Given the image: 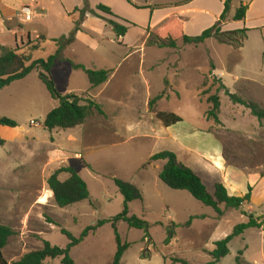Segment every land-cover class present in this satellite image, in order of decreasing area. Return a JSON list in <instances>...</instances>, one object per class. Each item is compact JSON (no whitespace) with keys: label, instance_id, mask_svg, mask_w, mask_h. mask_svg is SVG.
Masks as SVG:
<instances>
[{"label":"rangeland","instance_id":"374dc122","mask_svg":"<svg viewBox=\"0 0 264 264\" xmlns=\"http://www.w3.org/2000/svg\"><path fill=\"white\" fill-rule=\"evenodd\" d=\"M180 1L185 0H88V7L102 4L130 22H142L143 15L137 5L147 3L152 9H161V16L169 9L167 5ZM238 1H232L228 20L235 11L232 10L233 4ZM26 3L29 4V1L12 2V9L19 11L14 20L21 28L30 24L23 23L20 17L21 7ZM82 5L84 7V2ZM196 6L203 9L206 15L199 12L191 18L188 31L194 37L200 34L203 27L209 29L214 25L211 24L213 15L218 13L220 3L218 0H201ZM56 17L59 18L58 15ZM102 18L131 28L126 39L130 45L142 38L129 25L132 23L107 15ZM54 23L65 26L66 21L63 19ZM233 27L232 24L227 25L226 32ZM177 35L178 32L174 31L171 34L172 37ZM41 36L44 37L43 34ZM247 38L241 47L243 49L222 44L216 39L198 46L184 45L182 37L176 40L175 49H168L160 48L157 43L163 40L150 33L149 37L138 42L135 53L128 56L129 50L119 46L109 26L95 36L98 47H92L90 41L76 40L73 46L65 49L64 59L82 64L87 69H116L107 87L113 90L117 86L118 91L109 93L104 102V94L98 96L96 88L91 89L84 72L60 61L51 72L58 93L63 96L78 94L76 96L83 100L103 103L107 111L119 109L130 118L136 115L135 120L139 124L143 121L131 133L128 132L127 118L117 131L112 125H103L102 121L110 122L109 117L104 118L105 115L95 111L77 131H74L77 128L46 131L43 128L45 117L59 106V102L51 98L39 79L38 70L3 89L0 92V119L8 118L17 123L16 128H0V137L6 141L0 147V223L14 231L4 249L8 264H15L26 254L42 249L44 242L66 249L69 240L61 233L62 230L79 238L87 227L97 221L122 213L124 197L119 193L115 179L142 189L145 201L130 204V215L143 219L149 225L148 230L142 231L132 229L123 222L118 224L122 242L130 244L121 264H183V261L208 264L212 258L205 253L212 239L227 237L237 225L246 223L242 211H247L255 219L263 217L264 121H258L249 109L229 100L220 83L212 77L220 78L232 94L245 101L256 102L264 109L262 44L258 33ZM11 40L8 39V42ZM26 46L17 48L30 53L31 47ZM44 48L31 53L32 60L47 59L56 51L55 44L48 43ZM133 64L139 66L138 69ZM212 65L215 70L211 69ZM140 67H143V72H140ZM211 72L213 75H210ZM98 89L103 90V85ZM211 95L220 97L221 125L206 117L210 107L207 98ZM159 96L160 100L154 109H149L148 116V100ZM158 112L174 113L183 122L170 129L162 123L154 126ZM196 130L199 134L194 133ZM172 134H181L180 137L192 135L188 138L202 152L209 154L197 157L179 150L171 140ZM163 151L178 155L179 161L202 179L212 195L215 185L224 180H234L248 193L245 180L248 178L253 183L250 187L255 200L245 204L241 210H226L222 206L227 214L225 218L215 220L217 216L212 208L204 206L186 191H172L163 184L158 174L160 164L147 165L152 155ZM221 157L224 163L219 160ZM72 165L87 183L90 199L61 209L56 206L47 180L56 170ZM67 178L64 173L60 175L61 181ZM159 188H166L172 193L157 196ZM244 189L240 191L244 193ZM165 204L173 210H167ZM187 222H190L189 226H186ZM173 224L177 226L176 241L171 247H166V229ZM229 245L230 254L218 264H237L239 251L245 247L244 258L248 263L264 264V225L263 230H250L245 241L237 237ZM116 250L114 230L107 224L74 247L70 256L75 264H112ZM43 264H61V259H49Z\"/></svg>","mask_w":264,"mask_h":264},{"label":"trees","instance_id":"16d2710c","mask_svg":"<svg viewBox=\"0 0 264 264\" xmlns=\"http://www.w3.org/2000/svg\"><path fill=\"white\" fill-rule=\"evenodd\" d=\"M233 0H227L224 3V10L219 20L211 28L205 30L201 35L195 37H189L184 35L182 22L176 16H169L155 25L150 33L161 38L163 42L157 43L161 48L175 49L177 47L176 40L182 37L184 45L198 46L204 44L206 41L216 39L218 42L226 45H230L236 48H241L243 42L247 38L248 30H236L223 32L220 26L228 21V14L231 12V3ZM129 2V1H128ZM143 9V8H137ZM144 9H151L150 7ZM248 7L241 4L236 8L232 20L240 22L245 20ZM96 11L107 15L116 20H122L116 16L110 7L99 4L96 7ZM75 12L80 13V19L75 23V27L72 32L67 36H62L59 39L51 40L56 45V52L49 56L47 59L32 60L31 53L41 49L42 43L46 42V38L40 36L36 42L29 41L27 45L31 47L30 53L22 52L23 50L10 49L0 46V92L9 87L16 81H22L26 79L34 70H38L39 79L46 87L51 98L59 102V106L49 112L45 117L43 128L46 131L52 132L54 130H72L85 124L87 119L97 112L100 115H104L101 106L91 99L83 100L82 98L69 94L61 95L55 88L54 81L51 77V72L60 61H66L71 64L72 68L76 71H82L86 74L91 88H98L106 84L112 71L106 70H92L87 69L82 64H75L69 59L63 58L65 49L75 43L76 35L82 30V24L87 14L100 18L106 22V24L112 27L115 33L116 39L119 40L126 36L129 28L125 25L113 20H105L99 16L95 11L90 10L88 7V0H84V8L82 10L76 9ZM135 26L134 24H129ZM178 32L176 37H172V32ZM27 46H25L26 48ZM26 50V49H24ZM212 70H215L214 65L211 66ZM210 75H213L211 72ZM215 81H218L221 88L225 91V95L235 105L244 106L250 110V113L258 121H264V109L253 101H245L238 95L232 94L229 89L223 84L220 78L212 76ZM160 96L149 102V108L154 109V105ZM207 104L210 106L206 117L208 120L214 121L215 124L221 125L219 119L221 100L218 95H211L207 98ZM157 118L164 124L165 127H171L178 123H181L183 119L174 114L166 112H158ZM1 127L16 128L17 123L8 118L0 119ZM6 141L0 137V147H3ZM158 161H166L159 178L169 189L174 191H186L195 200L201 202L204 206L212 208L218 217L223 215L222 206L226 210H241L245 204L251 201V187L248 189V193L243 197H233L228 194L225 186L220 183L215 185L214 194L208 192L202 179L189 167L181 163L177 156L170 151H163L153 155L147 165ZM68 175V178L64 181L60 180L61 174ZM114 183L119 190V193L124 197V208L122 213L108 219L100 220L93 226L87 227L79 238L74 237L66 230H62L61 233L69 240V244L66 249H62L56 246H52L49 242H44L42 249L31 252L23 256L15 264H43L46 260L61 259V264H75L74 260L70 256L71 250L81 244L89 235H95L96 232L103 226L110 224L114 230L115 242L117 250L112 264H121L122 258L126 251L130 248V244L123 243L118 232V224L120 222L126 223L130 228L146 231L149 225L143 219L130 215V204L134 202H142L143 195L140 189L128 182L120 179H115ZM49 190L53 194L56 206L64 209L75 204L84 202L90 199V191L87 183L80 177L73 167H63L56 170L47 180ZM242 215L248 218V221L243 224L237 225L233 232L221 241L215 243V250L210 253L212 258L208 264H218L222 259H225L230 254L229 244L237 237H241L249 229H262L264 225V216L257 219L253 215L242 211ZM190 222L186 223L189 226ZM176 225L167 227V238L165 245L168 246L176 235ZM14 236V231L0 223V264H8L4 258V249L7 247L9 240ZM243 252L240 251L239 255L242 256ZM236 258L237 264H245L241 257ZM180 262L181 260H175ZM183 264H189L183 261Z\"/></svg>","mask_w":264,"mask_h":264},{"label":"crops","instance_id":"0c3cea01","mask_svg":"<svg viewBox=\"0 0 264 264\" xmlns=\"http://www.w3.org/2000/svg\"><path fill=\"white\" fill-rule=\"evenodd\" d=\"M199 1H201V0H185V1H180L177 3H171L170 5H167V6H169V9H167L166 12H162L161 16L159 15L161 13V11H160L161 9H158V10L152 9V8L151 9H144L147 7H151L147 3H145V4L143 3V6L137 5L138 8H143V9L138 10L143 15V21L142 22H140V21L130 22V21H128V20H126V19H124V18H122V17H120L114 13L116 16L134 24L135 26H131V25L130 26L133 27L132 29H136L137 33H140L141 37H142L139 40H135L131 45L126 43V39H127V37H129V34L131 32V30H130L131 28H129L125 37H123L119 40L116 39L117 43L119 44V46H122V47L127 48L129 50L128 56L132 55V53H135V49L138 47V42L141 41L143 38L149 37L150 31L155 25H157L159 22H161L165 18L172 16V15L179 18L180 21L182 22L184 35H187V36L190 35L188 29L191 28V23H190L191 18H194V16H196V14H198L199 12L202 15H206L205 13H203V12H205L203 9H199L196 6L197 2H199ZM204 1L205 0H202V2H204ZM218 1L220 3V9H219L217 14L213 15L214 20L212 21L211 24L214 23V25L217 23L221 14L223 13L224 3L227 0H218ZM12 2H13V0H0V46L10 48V49H16L17 47H24L28 44L29 41L36 42L38 40V38L41 36V34H43L44 37L46 38V42L42 43L40 50L45 49L44 46L48 45V43H51L54 45V43H52L51 40H56V39L61 38L62 36H67L72 32V30L75 27V23L77 21H79V19H80V13L75 12V10L76 9L82 10L84 8L82 5V2H84V0H43L42 2L34 5V8H33L34 17H33V20L31 22H28L30 24H27V26H24L23 28H21L18 26V24L14 20V17H16L17 12H19V11H15L12 9V6H14L12 4ZM26 4H24V5H26ZM241 4L248 7L245 20L240 21V22L233 21L232 17L235 13V11H234L232 17H230L227 22H225L221 25L222 31L226 32L227 25L232 24L234 27L232 28L231 31L248 30V32H247L248 38L252 34L258 33V35L260 36L261 44H262L260 51H261V55L264 58V0H239L236 4H233L232 10H236V8H238ZM97 6L98 5L96 4L92 8H90V7L89 8H90V10L97 12L100 17H104L103 14L96 11ZM55 14L58 15L59 18H57ZM63 19L66 21L65 26H63V23L58 24V25L56 23H54V21L63 20ZM186 20H188V21H186ZM118 21H122V20H118ZM108 27L109 26L106 24V22L104 20L97 18V17H94L90 14H87L85 19H84V22L82 24V30L80 32H78L76 35V40H84V41L86 40L88 42L90 41L91 46L96 48L99 46V43L97 41H95V39H94L95 36L102 34L103 31ZM206 28H208V27H203L199 32L200 34H198L197 36L201 35L205 30H207ZM9 36H10V38H9ZM189 37H194V36L190 35ZM8 39H10V40L12 39L11 41H13V42L9 41L10 42L9 43ZM12 43H13V45H11ZM55 48H56V45H55ZM168 49H170V48H168ZM241 49H243V48H241ZM56 50H57V48H56ZM62 63L69 64L66 61L62 62ZM133 66L137 67V69L139 67V66H135L134 64H133ZM142 69H143V67L142 68L140 67V70H141L140 72H143ZM111 70L113 71V69H111ZM111 70H106V71H111ZM115 70L113 71L112 74H114ZM140 72H139V74H140ZM111 82H112V79H111V81L109 79V81L103 85V87H104L103 90L98 89L101 86L96 88V90H95V91H98L97 92L98 96H101L102 93L104 94L103 95L104 96L103 97L104 102L107 100V97H109V95H108L109 93L112 92L113 94H115L114 92L118 91L117 86L113 90H111V88L107 87V85L111 84ZM69 94L78 95V94H74V93H69ZM69 94H66V95H69ZM113 94H112V96H113ZM149 102H150V99L148 100V106H147L148 116L150 113ZM99 105L102 107V111L105 115L104 118L109 117V119H110V122L102 121V124L105 126L106 125L107 126L112 125V126H114V128L117 129V131H119V129L121 127V123L123 122L124 118L125 119L127 118L129 121V123H128V125H129L128 132L129 133H131L133 131V129H136L143 121V120L139 121L140 122V124H139L135 120L136 115H135V117L130 118L128 116V114L121 113L119 111V109L107 111L106 109H104L103 103H101V104L99 103ZM137 110H140V109H137ZM137 110H135L136 113L139 112ZM140 115H141V113H140ZM141 116L143 117V115H141ZM147 122L149 124L151 123L149 121H147ZM160 123H162V122L159 119H157V124H155L154 126H156V125L160 126ZM84 125L85 124H83L79 128L77 127V129L75 128L76 130H74V131L81 129ZM163 126H164V124H163ZM172 127L173 126L166 127V128L170 129ZM0 128H2V127L0 126ZM194 133L199 134V132L197 130L194 131ZM154 135H155V133H154ZM180 135L175 136L174 134H172L173 137L171 139L177 144L179 150L187 152V153L195 154L197 157L198 156L203 157L205 153L209 154V152H207V151H205V153L202 152L203 150H201L199 148V146L194 143L193 140L188 138V137H191L192 135H185L183 137H180ZM208 135L214 137L212 134H208ZM169 136H171V134ZM222 152H223V150H222ZM176 156L178 157V155H176ZM179 159H180V157L178 158V160ZM219 160L224 163V160L222 159V157L219 158ZM222 162H220V163L218 162V164L221 165V164H223ZM155 164H160V167L158 169L159 170L158 174L160 175L163 167L166 164V161H158V162L153 163V165H155ZM71 167H73V165ZM74 169L76 170V168H74ZM243 177L246 178L245 176H243ZM245 180L247 182L248 187L253 185L252 182H249L248 178ZM222 184L225 186V188L227 189L228 194L230 196L243 197L247 194V192H246L247 189H244L245 187L241 186L240 184H238L234 180H224L222 182ZM135 186H137L140 189V191L142 192V195H143V201H145L144 192L142 191V189L138 185H135ZM168 189H166V188H159V190L157 189V191H156L157 196L160 195V197H162L163 195H166V194L171 195L170 193H172V192H170L171 190H168ZM243 189H244V193L242 191H240ZM174 193H175V195H180V194H176L178 192H174ZM254 200H255V196L252 194L251 195V201H254ZM170 207H171L170 205L165 204V208L167 210H173V208H170ZM222 210H223V215L221 217H218V215L216 214L217 217H215V220H221V219L225 218L227 211H225L224 209H222ZM241 215H242V213H241ZM247 221H248V218H246V222ZM250 230H252V229L247 230L244 233V235L239 237V238L241 240L245 241V237L250 232ZM258 230H263V228L258 229ZM176 236H177V231H176V235H175L174 239L166 247H171L175 243ZM224 238H226V235L217 237L216 239H212L210 248L206 249L207 253H205V252L204 253L210 257V253L215 250V243L223 240ZM229 247H230V245H229ZM245 250H247V247H245L243 250L242 249L240 250L243 252L241 259L244 261L245 264H250L244 258ZM210 259H211V257H210ZM210 262L211 261H209V263ZM254 264H256V263H254Z\"/></svg>","mask_w":264,"mask_h":264},{"label":"built area","instance_id":"2783aa9c","mask_svg":"<svg viewBox=\"0 0 264 264\" xmlns=\"http://www.w3.org/2000/svg\"><path fill=\"white\" fill-rule=\"evenodd\" d=\"M29 4L24 5L20 11V17L23 23H28L33 20L34 13L33 8L35 4L42 2L43 0H28Z\"/></svg>","mask_w":264,"mask_h":264}]
</instances>
